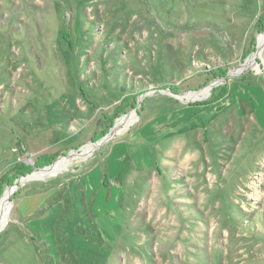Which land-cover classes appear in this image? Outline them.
<instances>
[{
	"label": "rangeland",
	"instance_id": "374dc122",
	"mask_svg": "<svg viewBox=\"0 0 264 264\" xmlns=\"http://www.w3.org/2000/svg\"><path fill=\"white\" fill-rule=\"evenodd\" d=\"M263 36L264 0H0V180L68 160L0 187V264H264Z\"/></svg>",
	"mask_w": 264,
	"mask_h": 264
},
{
	"label": "trees",
	"instance_id": "16d2710c",
	"mask_svg": "<svg viewBox=\"0 0 264 264\" xmlns=\"http://www.w3.org/2000/svg\"><path fill=\"white\" fill-rule=\"evenodd\" d=\"M57 155V154H56ZM56 155H51V156H44L38 158L36 161V166L37 167H43L46 165L51 164L52 162L55 161ZM33 171V166L24 162H18L16 165L9 171L11 174L6 172L0 180V187H3L4 185L6 186H12L15 183V180L18 179L21 176L27 175Z\"/></svg>",
	"mask_w": 264,
	"mask_h": 264
},
{
	"label": "bare ground",
	"instance_id": "6f19581e",
	"mask_svg": "<svg viewBox=\"0 0 264 264\" xmlns=\"http://www.w3.org/2000/svg\"><path fill=\"white\" fill-rule=\"evenodd\" d=\"M262 43H264V36H263V38H262V40H261V44ZM252 60H254V57H251V59L249 60V64L252 62ZM207 92V90H203L201 93L202 94H205ZM124 120H125V118L124 119H120V120H118V122H117V126H116V128H115V130L121 125V124H123L124 123ZM68 157V156H67ZM67 159L66 158H60L59 160H57L56 162H55V164L54 165H52L51 166V168H49V169H51V170H57V169H59V168H63L65 165H66V163H67ZM47 171H50V170H47ZM43 172H45V171H41L40 173H43ZM10 194V190H8L7 192H6V195H5V198H4V202H3V206H2V210H1V215H2V222H5L6 221V219H7V213H8V201H7V197L8 196H10L9 195ZM4 223H2L1 225H3Z\"/></svg>",
	"mask_w": 264,
	"mask_h": 264
},
{
	"label": "water",
	"instance_id": "95a60500",
	"mask_svg": "<svg viewBox=\"0 0 264 264\" xmlns=\"http://www.w3.org/2000/svg\"><path fill=\"white\" fill-rule=\"evenodd\" d=\"M67 156H70V155H67ZM34 171H36V169H34L33 170V172ZM20 180H21V177L20 178H18L16 181H15V183L11 186V190H12V188H13V190H16V188L18 187V183L20 182ZM14 192V191H13ZM12 192V193H13ZM9 201L11 202V200L9 199Z\"/></svg>",
	"mask_w": 264,
	"mask_h": 264
},
{
	"label": "flooded vegetation",
	"instance_id": "af4514ba",
	"mask_svg": "<svg viewBox=\"0 0 264 264\" xmlns=\"http://www.w3.org/2000/svg\"><path fill=\"white\" fill-rule=\"evenodd\" d=\"M55 162V161H54ZM54 162H52L51 164H49V165H46V166H44V167H42V168H46V167H49V166H51ZM34 165H35V168L37 169V166H36V162H34ZM27 175H24V176H21V177H26ZM20 178V177H19ZM17 180V179H16ZM15 180V181H16ZM18 185H19V183H18Z\"/></svg>",
	"mask_w": 264,
	"mask_h": 264
}]
</instances>
